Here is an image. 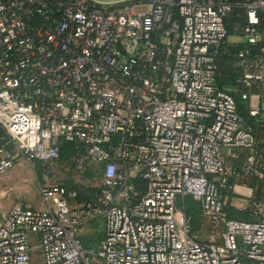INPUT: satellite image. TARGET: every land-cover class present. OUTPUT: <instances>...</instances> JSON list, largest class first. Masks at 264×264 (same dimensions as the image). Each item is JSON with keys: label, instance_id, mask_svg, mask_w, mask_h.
<instances>
[{"label": "built area", "instance_id": "1", "mask_svg": "<svg viewBox=\"0 0 264 264\" xmlns=\"http://www.w3.org/2000/svg\"><path fill=\"white\" fill-rule=\"evenodd\" d=\"M235 8L248 45L236 84L256 129L217 83ZM262 13L264 0H0V176L20 160L50 171L67 143L76 172L102 177L85 202L49 183L42 208L16 203L0 219V264H33L35 251L43 264H264V197L245 185L264 181ZM230 193L251 221L228 215ZM99 218L103 239L86 248Z\"/></svg>", "mask_w": 264, "mask_h": 264}, {"label": "rangeland", "instance_id": "2", "mask_svg": "<svg viewBox=\"0 0 264 264\" xmlns=\"http://www.w3.org/2000/svg\"><path fill=\"white\" fill-rule=\"evenodd\" d=\"M109 4L127 3L131 4L137 0H100ZM230 23V22H229ZM228 41L236 43H245L244 37L233 35ZM63 184L69 187H75L80 192V201L85 202L99 194L102 177L101 171L89 168L84 173H78L74 170L72 156L60 157L54 168L50 171L43 169L39 164L30 163L26 160H20L13 169L0 176V219L6 215L12 207L19 201H27L36 207L42 208L40 199V188L46 184ZM260 196L264 197V184L260 186ZM262 190V191H261ZM181 206V204H179ZM104 221L102 218L84 226L81 238L90 239L93 237L101 238L103 236ZM196 235L202 240L209 239L207 231L196 232ZM94 241V239H92ZM95 242V241H94ZM92 244L97 246V242ZM91 244V243H89ZM33 264H43L42 256L39 251L33 253ZM248 264V262H245Z\"/></svg>", "mask_w": 264, "mask_h": 264}, {"label": "trees", "instance_id": "3", "mask_svg": "<svg viewBox=\"0 0 264 264\" xmlns=\"http://www.w3.org/2000/svg\"><path fill=\"white\" fill-rule=\"evenodd\" d=\"M230 3H244L246 1L251 0H226ZM261 19L264 24V13L261 15ZM227 26L229 29L230 37L233 35L239 36L235 34V29L242 28L244 26V11L240 9H233V13L229 15V17L226 20ZM230 22V23H229ZM248 45L246 43H236V42H230L227 41L220 49L219 55L217 57V64H218V74H217V80H218V86L220 89L229 92L235 99L237 112L240 115V117L244 120L246 124L249 126L257 128V125H260L257 123V120L250 116V102L245 101L241 97V93L244 90L243 87L236 84V79L239 76L238 69L235 68L234 64L237 60V57L243 53ZM252 53L256 51V48L251 47L249 49ZM262 127L259 128L260 132H264V124H261ZM74 151V148L70 145L65 143L62 146V152H61V158L64 156L71 155ZM232 183V182H231ZM264 184V181H257L256 179H250V186L255 187L256 185L259 186L258 192L256 194L257 197L260 196V186ZM77 189V188H76ZM262 191V190H261ZM237 198V195L234 193L229 194V205L226 209L228 215L236 220L239 221H251L250 213L247 210L246 212H241L238 209L231 206V201L233 199ZM184 213L185 216L190 220L191 223V229L193 233H196L200 231L201 229V223H200V210L198 204L192 199V198H185L184 199ZM90 239L81 238L82 243L84 247L88 248L89 246H93L92 244H95L97 242V245L101 242L103 239V236L101 238L97 237V239L93 237H89ZM94 239V241H92ZM91 243V244H89Z\"/></svg>", "mask_w": 264, "mask_h": 264}, {"label": "crops", "instance_id": "4", "mask_svg": "<svg viewBox=\"0 0 264 264\" xmlns=\"http://www.w3.org/2000/svg\"><path fill=\"white\" fill-rule=\"evenodd\" d=\"M257 103H258V100L253 99L251 102V105L255 106V105H257ZM260 107H261V110L264 112V101L261 102ZM230 163H232L231 160H230ZM245 185L247 187H250V180H247L245 182ZM242 191H243L242 193L246 192L245 190H242ZM240 192H241V190H240ZM231 206L238 209L241 212H246L248 210L249 200L247 198H245L244 196L237 195V198H235L231 201Z\"/></svg>", "mask_w": 264, "mask_h": 264}, {"label": "bare ground", "instance_id": "5", "mask_svg": "<svg viewBox=\"0 0 264 264\" xmlns=\"http://www.w3.org/2000/svg\"><path fill=\"white\" fill-rule=\"evenodd\" d=\"M240 191V190H239ZM241 192H243L242 190H241Z\"/></svg>", "mask_w": 264, "mask_h": 264}]
</instances>
